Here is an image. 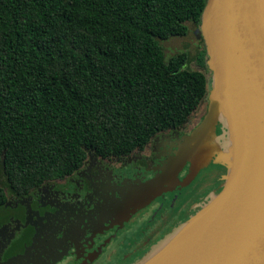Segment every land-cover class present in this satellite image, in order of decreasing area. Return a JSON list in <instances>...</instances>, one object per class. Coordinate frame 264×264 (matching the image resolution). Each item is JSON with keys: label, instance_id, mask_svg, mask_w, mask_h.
<instances>
[{"label": "trees", "instance_id": "16d2710c", "mask_svg": "<svg viewBox=\"0 0 264 264\" xmlns=\"http://www.w3.org/2000/svg\"><path fill=\"white\" fill-rule=\"evenodd\" d=\"M205 4L0 0V177L8 187L26 193L74 172L88 151L118 158L184 127L210 87L204 43L201 68L191 69L186 52L166 60L159 40L186 35L187 22L198 27Z\"/></svg>", "mask_w": 264, "mask_h": 264}, {"label": "water", "instance_id": "95a60500", "mask_svg": "<svg viewBox=\"0 0 264 264\" xmlns=\"http://www.w3.org/2000/svg\"><path fill=\"white\" fill-rule=\"evenodd\" d=\"M196 33L211 72V106L225 129L210 144L215 151L204 147L214 115L210 106L188 136L190 147L138 188L160 186L190 154H195L192 166L203 165L209 155L227 173L220 190L210 192L138 264H264V0H206ZM195 171L180 184L191 181Z\"/></svg>", "mask_w": 264, "mask_h": 264}, {"label": "flooded vegetation", "instance_id": "af4514ba", "mask_svg": "<svg viewBox=\"0 0 264 264\" xmlns=\"http://www.w3.org/2000/svg\"><path fill=\"white\" fill-rule=\"evenodd\" d=\"M168 131L130 155L105 158L87 152L74 172L26 193H15L7 185L9 193L4 190L6 201L0 205V229L15 222L17 231L2 250L1 263L19 256L18 264H107L98 260L124 251L123 263L148 241H157L188 219L210 191L220 190L222 170L214 169L216 177L208 178L211 183L200 172L187 185L161 192L142 207L134 209L130 204V196L141 190L131 183L133 179L144 174L141 182H145L156 176L163 167L157 163L160 152L174 147L172 141H157ZM123 212L126 217L118 221ZM57 251L62 254L58 256Z\"/></svg>", "mask_w": 264, "mask_h": 264}, {"label": "rangeland", "instance_id": "374dc122", "mask_svg": "<svg viewBox=\"0 0 264 264\" xmlns=\"http://www.w3.org/2000/svg\"><path fill=\"white\" fill-rule=\"evenodd\" d=\"M187 25H188V32L186 35L174 36V37H170V38L165 39V40L160 39L159 43L162 47V50H163V53L165 55L166 60H168L170 57H172V56H174L180 52H186L187 57H188L186 66L191 68V69H200L201 68V62L199 60L198 53L201 50L202 39L197 37V33H196L197 26L194 23L187 22ZM213 98H214V93H213L211 86H210L208 91H207L205 98L201 100L199 106L197 107L195 112L192 114L190 121L182 129L170 130L165 135L160 136L159 140H157V141H161L163 139H164L163 141H172L174 147L165 153L163 151L160 152L162 157L159 160H157V163L159 164V166L167 165L182 150H186L187 148L190 147V145L188 144V142H189L188 136L191 135L192 131L194 129H196L201 124V122L203 121L202 119H203L204 115H206V113L208 112L209 107L211 106V103L214 102ZM211 108H213L214 115H213L212 122L210 123L211 128L209 130L207 137L203 141V145L209 151H215L216 145L211 146L210 144H212V143L216 144L217 143L219 137H221L223 134V129H225V128L223 126L224 125L223 118L221 119V116H219L217 114V112L213 106H211ZM207 128H208V126H207ZM207 128H206V130H207ZM206 130L204 131V133L206 132ZM204 133L202 136H204ZM200 137H201V135H200ZM91 153H92V151H88V154H91ZM194 155L195 154L188 155L185 158V161L182 163L181 166L179 165L178 168L175 169V171L173 173L171 172L168 176H166V178L164 180L159 182L160 186H156V187L150 188V189H147V187H142L141 190L132 194L130 196V199H133V200L130 202H134L136 207L139 205H145L151 199L160 195L161 192L169 191L177 185L184 186V184H180V183L183 182V180L188 177V173H190L191 170H196L195 171L196 174L194 175L193 179L195 177H197V175L201 172V173L206 174L205 176L207 178V183L208 182L211 183L212 181H209L208 178L212 177L211 180H214V178L216 177L215 173H216V171L218 172L217 169H219L220 171L222 170V174H221L222 176H220V180L221 181L224 180V177L227 173V167H225L221 163H218L217 161H214V159H212V158L209 159V155H207L206 158L204 159L203 165L196 166V164H195L194 166H192ZM186 166H187V168H185ZM211 170H213V171H211ZM141 173H142V171H141ZM143 176H144V174L140 177L139 176L135 177L131 183L136 184V186L138 187L140 184L144 183V182H141ZM191 181H189V182H191ZM187 184H185V185H187ZM155 185H156V183H155ZM0 187H2L6 192H8L7 184H6L5 180L1 177H0ZM163 189H165V190H163ZM9 203H11V202H9ZM134 209H133V211H134ZM125 217H126L125 212H123V213L119 214L117 220L121 221ZM15 225H16L15 222L5 223V224H3L2 228L0 229V256H1L2 250H4L5 246L9 242V240L13 237L14 232L17 231ZM106 227L107 226H104L101 228L105 229ZM157 241L152 242V243H150L151 241H148L149 244L144 245L142 250L139 251L136 254V256L132 257L133 259L132 258L128 259V257H126V259H127L126 262L122 263V261H121V256L123 255L124 251H122V252L118 251L113 257L112 256L109 257V259H106L105 255H103V257L100 258L98 260V262H101V263L104 262L107 264H138L141 261L142 257H144L152 249V246ZM152 254H151V256H152ZM137 255H138V257H137ZM18 261H20V257L16 256L14 258L13 262H11L9 260L7 262L1 263V260H0V264H18L19 263Z\"/></svg>", "mask_w": 264, "mask_h": 264}, {"label": "bare ground", "instance_id": "6f19581e", "mask_svg": "<svg viewBox=\"0 0 264 264\" xmlns=\"http://www.w3.org/2000/svg\"><path fill=\"white\" fill-rule=\"evenodd\" d=\"M211 171H213V170H211ZM210 176V175H209ZM217 190V189H216ZM213 192H215V191H213ZM194 211V210H193ZM187 213V212H186ZM191 216V215H190ZM168 244V242H166L163 246H166ZM157 253V251H155V252H153V254H152V256L153 255H155Z\"/></svg>", "mask_w": 264, "mask_h": 264}, {"label": "crops", "instance_id": "0c3cea01", "mask_svg": "<svg viewBox=\"0 0 264 264\" xmlns=\"http://www.w3.org/2000/svg\"><path fill=\"white\" fill-rule=\"evenodd\" d=\"M222 183H223V181H222ZM222 183H221V185H222ZM210 192H211V191H210ZM210 192H209V193H210ZM212 192H213V191H212ZM209 193H208V194H209ZM208 194H207L206 196H208ZM130 204H131L132 206H134V208L136 207L134 204H132V203H130ZM142 206H144V205H139V207H142Z\"/></svg>", "mask_w": 264, "mask_h": 264}]
</instances>
